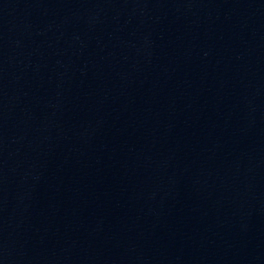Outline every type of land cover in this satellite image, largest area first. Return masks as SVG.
I'll return each instance as SVG.
<instances>
[{
    "label": "water",
    "instance_id": "95a60500",
    "mask_svg": "<svg viewBox=\"0 0 264 264\" xmlns=\"http://www.w3.org/2000/svg\"><path fill=\"white\" fill-rule=\"evenodd\" d=\"M0 264H264V0H0Z\"/></svg>",
    "mask_w": 264,
    "mask_h": 264
}]
</instances>
